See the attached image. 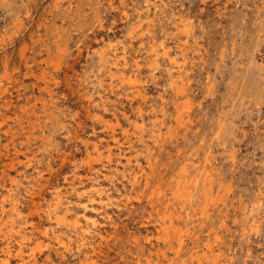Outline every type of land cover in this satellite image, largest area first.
Masks as SVG:
<instances>
[{
	"label": "rangeland",
	"instance_id": "obj_1",
	"mask_svg": "<svg viewBox=\"0 0 264 264\" xmlns=\"http://www.w3.org/2000/svg\"><path fill=\"white\" fill-rule=\"evenodd\" d=\"M0 264H264V0H0Z\"/></svg>",
	"mask_w": 264,
	"mask_h": 264
},
{
	"label": "bare ground",
	"instance_id": "obj_2",
	"mask_svg": "<svg viewBox=\"0 0 264 264\" xmlns=\"http://www.w3.org/2000/svg\"><path fill=\"white\" fill-rule=\"evenodd\" d=\"M140 128H143L142 127V125H140ZM16 152V151H15ZM31 158V157H30ZM17 160V159H16ZM136 179V178H135ZM137 180V179H136ZM13 210V209H12ZM91 222L94 224L95 223V220L94 219H91ZM60 240V239H59ZM181 241H182V239L180 240V239H178V243L180 244L181 243ZM60 242H61V240H60ZM177 242V241H176ZM62 244H63V242H62ZM64 245H65V243H64ZM178 245V244H177ZM179 249V248H178ZM178 253V252H177ZM8 256V255H7ZM4 261V260H3ZM147 261H149V260H147ZM5 263V262H4ZM7 263V262H6ZM149 263V262H148Z\"/></svg>",
	"mask_w": 264,
	"mask_h": 264
}]
</instances>
